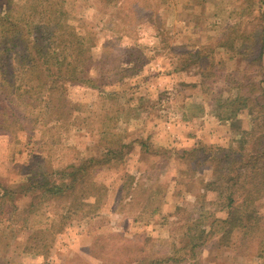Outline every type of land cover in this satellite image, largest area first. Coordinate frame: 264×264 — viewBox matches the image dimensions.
I'll return each instance as SVG.
<instances>
[{
  "label": "rangeland",
  "instance_id": "rangeland-1",
  "mask_svg": "<svg viewBox=\"0 0 264 264\" xmlns=\"http://www.w3.org/2000/svg\"><path fill=\"white\" fill-rule=\"evenodd\" d=\"M59 4L56 35L91 46L84 76L80 62L54 82L24 78L0 30V264H264V197L251 208L256 225L224 236L226 196L210 185V148L244 159L255 145L264 159V0ZM91 156L100 203L80 185L57 195L42 186L71 181Z\"/></svg>",
  "mask_w": 264,
  "mask_h": 264
},
{
  "label": "trees",
  "instance_id": "trees-1",
  "mask_svg": "<svg viewBox=\"0 0 264 264\" xmlns=\"http://www.w3.org/2000/svg\"><path fill=\"white\" fill-rule=\"evenodd\" d=\"M60 1L61 0H24L20 4L14 0H0V30L4 42H8V44L14 47L16 49L15 53L19 54V59L21 58L19 61L22 70L20 75L26 78V75L29 74L27 72H32V70H34L37 73V82L41 84L54 82L57 78H66L72 71L76 75L79 74V71L76 70L78 69L75 65L76 63L81 62L79 68L83 76L86 74L84 70L88 68V66L85 65L90 59L89 51L91 50V46L87 43L88 39L80 35L76 36L71 34L72 36H70L68 33H61V37L56 35V32L61 28V19L64 13L62 5L59 4ZM65 35L68 36L67 39H62ZM7 49H9V47H7ZM26 50H28L27 53ZM70 51L73 53L69 55L68 52ZM59 54L63 56L62 60L58 59ZM67 54L69 57H67ZM81 59L83 60L81 61ZM49 62L54 64L51 65L52 67L56 65L53 69L50 67V72L53 75L44 74L43 76V68L48 71V66H44L48 65ZM14 86L15 84L12 83L11 86L4 87L2 92H4V94H6V92H12V87ZM16 89L21 90L22 87H16ZM3 122L6 123L7 120L4 119ZM253 127H255V125ZM243 135H248L250 138L253 137L255 135V128L250 131H243L242 136ZM210 149L216 150L215 154H210V158L213 161V172L215 174V179L210 182V185L213 188L216 187L220 191L218 195L221 197L226 196L227 203L225 207L229 211L228 217L218 219V222L224 229V236L227 231H232L236 227L256 225L259 219L254 212H251V208H253L256 200L264 197V159L262 158L261 164L257 165L258 162H256V160L258 159V151L255 145H251L249 149H246L248 154L244 159H238L237 151L235 150L234 152H230L232 150L229 149L228 152H226L222 147ZM203 150H205V147H203ZM197 151H200V149L194 148L189 155L194 161L195 166H200L204 161H198L200 159L197 158ZM222 152H226L224 156L227 157L228 161L226 160L225 162L229 164L228 166L224 163L225 159L221 158ZM96 159L97 157L91 156L88 159L90 162L82 163L76 173L71 172L67 175L68 177L65 176V178L70 177L71 181L69 179L61 185L53 183L47 185L48 181H45L46 184H42V186H46V191H48L49 194L53 193V195H57L59 192L69 193V190L72 189L74 185H80L82 190V196L80 195V197L83 198V196H87L90 193L89 196H93L92 193H95V201L100 203V190L103 187L101 185L92 187V182H94L92 179V170L95 166H98L97 162L96 164L93 162ZM108 161L109 158H106V162ZM224 167L225 170L229 169L230 172L233 173H229L228 176L225 177L222 173ZM242 176L244 179H242ZM224 184L226 185L223 187ZM93 188L95 191L92 192ZM225 191L228 192L225 193ZM8 193L14 196L17 194L23 195V192L16 193L8 191ZM236 196L239 197L238 200ZM238 202L247 205L243 216H235V214H233L235 210H239L237 206L239 204ZM81 212L82 211H80V213ZM193 247H196V245ZM160 261L161 260L157 262Z\"/></svg>",
  "mask_w": 264,
  "mask_h": 264
},
{
  "label": "crops",
  "instance_id": "crops-1",
  "mask_svg": "<svg viewBox=\"0 0 264 264\" xmlns=\"http://www.w3.org/2000/svg\"><path fill=\"white\" fill-rule=\"evenodd\" d=\"M241 115L240 114H238V116H235L237 119L240 117ZM247 117V116H246ZM242 121H241V123H234V125H233V129H235L236 131H238V130H241V129H243V128H245L246 127V125H247V122H246V119H245V115H243V113H242ZM228 126V125H227ZM249 126V125H248ZM220 127V129L224 132V133H226V132H228V128L229 127H226L225 125H220L219 126ZM232 128V127H231ZM203 138H205V140H207V141H212V139H211V137H213V138H215V137H218V134H215V135H213V134H209V135H201Z\"/></svg>",
  "mask_w": 264,
  "mask_h": 264
}]
</instances>
